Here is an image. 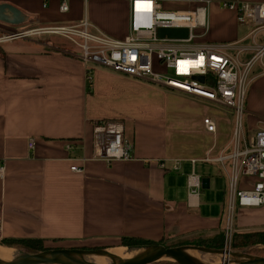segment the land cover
I'll use <instances>...</instances> for the list:
<instances>
[{
  "label": "crops",
  "instance_id": "obj_1",
  "mask_svg": "<svg viewBox=\"0 0 264 264\" xmlns=\"http://www.w3.org/2000/svg\"><path fill=\"white\" fill-rule=\"evenodd\" d=\"M158 1L165 10L195 6L189 0ZM210 1L204 40L212 43L238 42L250 33L224 3L264 2ZM63 2L66 13L60 10ZM0 3L27 16L14 26L22 29L10 33L83 20L113 38L130 33L131 0ZM48 36L55 37L0 43V160L5 164L0 239H42L50 249L112 248L122 246L123 238L165 244L222 234L230 168L214 159L231 150L235 116L182 93L93 68L79 51L59 47ZM248 96L247 110L257 120L254 131L264 129V73L253 77ZM206 118L215 121V133L207 131ZM109 120L124 124L131 160L108 164L93 158V127Z\"/></svg>",
  "mask_w": 264,
  "mask_h": 264
},
{
  "label": "built area",
  "instance_id": "obj_2",
  "mask_svg": "<svg viewBox=\"0 0 264 264\" xmlns=\"http://www.w3.org/2000/svg\"><path fill=\"white\" fill-rule=\"evenodd\" d=\"M189 2L195 4L189 10H165L158 0H131L130 33L123 39L113 38L83 20L73 26L8 33L0 38V43L41 35L60 37L75 46L81 60L93 68L143 80L232 112L235 127L231 150L214 159L230 168L225 249L231 250L237 217L244 211L264 208V129L250 132L243 129L253 83L251 75L256 63L264 60V2L223 4L252 28L247 38L234 43L205 41L211 1ZM60 10L68 12V5L63 2ZM159 29H186L189 34L185 39L159 38ZM249 40L252 43H247ZM204 125L208 132H216L212 118H206ZM35 145L31 139L29 149L34 150ZM132 154L122 122L109 120L94 125V159L112 164L129 161ZM72 171L82 173L83 169L73 167ZM4 174L5 164L0 160V178Z\"/></svg>",
  "mask_w": 264,
  "mask_h": 264
},
{
  "label": "water",
  "instance_id": "obj_3",
  "mask_svg": "<svg viewBox=\"0 0 264 264\" xmlns=\"http://www.w3.org/2000/svg\"><path fill=\"white\" fill-rule=\"evenodd\" d=\"M27 21V16L13 5L0 3V23L6 26H20ZM159 38L185 39L188 37L186 29H159ZM200 81L204 78L200 77ZM3 246V245H2ZM132 247L147 249L145 256L132 255L129 262L119 258L111 248H61L48 249L38 254H28L23 251V257L18 262L0 258V264H99V259H105L112 264H160L174 263L185 264L184 258L191 264H264V257L252 256L246 252H237L228 249H216L203 246L182 245L167 247L161 244L122 247L130 253ZM9 248V247H7ZM16 250L17 249H13ZM213 257L219 262H208L206 258Z\"/></svg>",
  "mask_w": 264,
  "mask_h": 264
},
{
  "label": "rangeland",
  "instance_id": "obj_4",
  "mask_svg": "<svg viewBox=\"0 0 264 264\" xmlns=\"http://www.w3.org/2000/svg\"><path fill=\"white\" fill-rule=\"evenodd\" d=\"M22 27H25V25H23ZM248 28H249V31L252 30L251 26H249V25H248ZM19 29H22V28L21 27L19 28V27L6 26V25L0 23V30L5 31L4 36L7 34V32L10 33L12 31H18ZM32 38H34V37H32ZM44 38H48V40H53L52 42L56 41L55 44H57V46L63 47L66 50H69V51L75 50L76 52L79 51L71 43H69L68 41H66L60 37L48 36V37H44ZM247 43H252V40H249ZM156 70H160V69H156ZM263 73H264V60L262 62L256 63L251 76L253 78V77H255V75H259V74H263ZM262 79H260V80H262ZM248 97H247V101H248ZM247 109H251L249 104H247L245 106L246 112H245L244 117H243V129L245 132H250V131H254V126H255V123L257 122V120L253 115L254 112H250ZM224 110L226 111L227 109H224ZM227 111L230 112L229 110H227ZM230 115L232 116V114H230ZM234 228L235 229L233 232V238H232V242H231V250L232 251L246 252L252 256L264 257V245H251V246L243 248V249L242 248H240V249L232 248V246L234 245L235 236L237 234H251V233L264 231V208L258 209V210H250V211L242 212L237 217V219L235 220ZM226 229H227V223L225 220L224 227L222 230V235H221L222 236L221 240H222V243L224 245V248L226 246L225 245L226 244V239H225ZM1 241H2V239H0V245H2ZM206 241H208V240L206 238H203V237H190L187 239L180 240L178 242H172V241L171 242H165V244H163V245L167 246V247H176L175 245H178V244L190 243L189 245H196V246L200 245L203 247H207V246H204L207 244ZM122 247L124 248V246H117V247H112L111 249L115 250V249L122 248ZM82 248H88V247H82ZM89 248H91V247H89ZM48 249H50V248H48ZM58 249H61V248H58ZM65 249H67V248H65ZM91 249H94V248H91ZM17 251H21V250L17 249ZM160 264H174V263H160Z\"/></svg>",
  "mask_w": 264,
  "mask_h": 264
},
{
  "label": "trees",
  "instance_id": "obj_5",
  "mask_svg": "<svg viewBox=\"0 0 264 264\" xmlns=\"http://www.w3.org/2000/svg\"><path fill=\"white\" fill-rule=\"evenodd\" d=\"M221 235L222 234H219L217 237L213 239H207L208 240L206 241L207 244L204 246H207L208 248L223 249L224 245L221 240L222 238ZM1 244L9 248L21 250L28 254H38L48 250V248L45 247L44 240L42 239H3L1 241ZM155 244H163V243H154L137 238H123L121 245L124 247H131V246H145V245H155ZM189 244L190 243H185V244H178L175 246H182ZM251 245H264V231L251 233V234H237L235 236V241L232 248L243 249ZM94 249H100V248H94Z\"/></svg>",
  "mask_w": 264,
  "mask_h": 264
},
{
  "label": "bare ground",
  "instance_id": "obj_6",
  "mask_svg": "<svg viewBox=\"0 0 264 264\" xmlns=\"http://www.w3.org/2000/svg\"><path fill=\"white\" fill-rule=\"evenodd\" d=\"M114 253L122 260L129 262L132 258V255L145 256L147 254V249L142 247H132L130 249V253H127L124 249L118 248L114 250ZM22 257H23L22 252L13 250V248H7L5 246L0 245V258L10 260L13 262H18L19 259ZM206 260L208 262H219L218 259L213 257H208L206 258ZM182 261H184L185 264H191V261H189V259L187 258H184ZM97 262L99 264H112L105 259H99ZM67 264H74V263L69 262Z\"/></svg>",
  "mask_w": 264,
  "mask_h": 264
},
{
  "label": "flooded vegetation",
  "instance_id": "obj_7",
  "mask_svg": "<svg viewBox=\"0 0 264 264\" xmlns=\"http://www.w3.org/2000/svg\"><path fill=\"white\" fill-rule=\"evenodd\" d=\"M161 245H163V244H161Z\"/></svg>",
  "mask_w": 264,
  "mask_h": 264
}]
</instances>
